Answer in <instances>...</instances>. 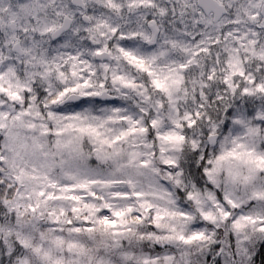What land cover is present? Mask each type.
<instances>
[{
  "label": "clouds",
  "instance_id": "obj_1",
  "mask_svg": "<svg viewBox=\"0 0 264 264\" xmlns=\"http://www.w3.org/2000/svg\"><path fill=\"white\" fill-rule=\"evenodd\" d=\"M257 157L264 0H0V264H264Z\"/></svg>",
  "mask_w": 264,
  "mask_h": 264
},
{
  "label": "snow or ice",
  "instance_id": "obj_2",
  "mask_svg": "<svg viewBox=\"0 0 264 264\" xmlns=\"http://www.w3.org/2000/svg\"><path fill=\"white\" fill-rule=\"evenodd\" d=\"M84 87H88L89 85H88V82L87 81H85L84 82V85H83ZM77 87H79V86H77ZM80 131L81 132H85V133H87V132H91V133H96V129L94 128V127H91V126H82L81 128H80ZM97 135H98V133H96ZM229 155H232V153H230ZM221 159H223V157H221ZM249 159L251 160L252 158H251V156H249ZM257 160H259V161H261L262 163H264V157H257L256 158ZM81 187H86V185H81ZM116 215H122V213H116ZM103 223H115L114 221H112V222H109L108 220H104L103 221ZM237 227H239V224H237Z\"/></svg>",
  "mask_w": 264,
  "mask_h": 264
}]
</instances>
